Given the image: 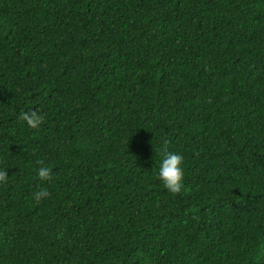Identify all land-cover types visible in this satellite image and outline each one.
I'll list each match as a JSON object with an SVG mask.
<instances>
[{"label":"trees","instance_id":"obj_1","mask_svg":"<svg viewBox=\"0 0 264 264\" xmlns=\"http://www.w3.org/2000/svg\"><path fill=\"white\" fill-rule=\"evenodd\" d=\"M0 168V264H264V0H0Z\"/></svg>","mask_w":264,"mask_h":264},{"label":"clouds","instance_id":"obj_2","mask_svg":"<svg viewBox=\"0 0 264 264\" xmlns=\"http://www.w3.org/2000/svg\"><path fill=\"white\" fill-rule=\"evenodd\" d=\"M19 119H21L28 128L35 129L40 126L44 116L36 109H29L28 111L20 112ZM182 160L183 157L180 152L168 150L163 146L161 147L155 174L165 189L170 193H179L183 188L184 168L182 166ZM36 175L42 180L49 179V167L40 164L36 169ZM7 176V169L0 168V182L5 181ZM48 194L47 188L40 186L33 191L32 196L36 201H39L47 197Z\"/></svg>","mask_w":264,"mask_h":264}]
</instances>
